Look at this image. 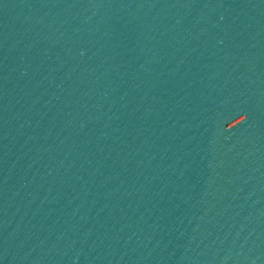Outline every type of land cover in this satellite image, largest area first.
Here are the masks:
<instances>
[{
	"label": "water",
	"instance_id": "1",
	"mask_svg": "<svg viewBox=\"0 0 264 264\" xmlns=\"http://www.w3.org/2000/svg\"><path fill=\"white\" fill-rule=\"evenodd\" d=\"M0 264H264V0H0Z\"/></svg>",
	"mask_w": 264,
	"mask_h": 264
}]
</instances>
